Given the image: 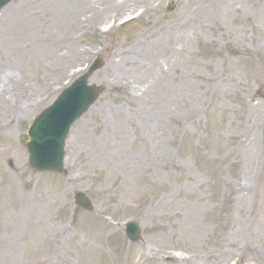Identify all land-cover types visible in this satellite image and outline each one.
Wrapping results in <instances>:
<instances>
[{"label": "rangeland", "instance_id": "rangeland-1", "mask_svg": "<svg viewBox=\"0 0 264 264\" xmlns=\"http://www.w3.org/2000/svg\"><path fill=\"white\" fill-rule=\"evenodd\" d=\"M118 1L0 7V264H185L191 251L217 264L224 248L238 252L224 264L242 253L241 264H264V0H229L218 18L189 8L179 39L185 0L142 15L131 7L152 0L116 13ZM97 56L100 95L71 129L66 173L34 171L20 137ZM148 62L169 72L154 82ZM247 176L239 203L232 183ZM131 220L142 241L126 236Z\"/></svg>", "mask_w": 264, "mask_h": 264}, {"label": "water", "instance_id": "water-1", "mask_svg": "<svg viewBox=\"0 0 264 264\" xmlns=\"http://www.w3.org/2000/svg\"><path fill=\"white\" fill-rule=\"evenodd\" d=\"M10 0H0L4 6ZM102 60H98L87 74L79 78L66 89L58 100L36 119L30 129L31 140L27 142L31 165L40 171H62L64 156V140L71 124L80 117L98 96L95 86L88 84L93 71L100 68ZM82 206H89V200L78 196ZM127 234L132 240H139L137 223L129 225Z\"/></svg>", "mask_w": 264, "mask_h": 264}, {"label": "bare ground", "instance_id": "bare-ground-1", "mask_svg": "<svg viewBox=\"0 0 264 264\" xmlns=\"http://www.w3.org/2000/svg\"><path fill=\"white\" fill-rule=\"evenodd\" d=\"M132 2H133V0H121V1H118L117 5H111V6H112V9L117 13V12H121V11H125V10L129 9L128 7H130V4ZM191 2H192L193 5L191 7H189ZM153 3H154V0H152L150 3L143 4L142 8H143L144 12L153 11L154 8H155L153 6ZM184 4H185V8H184V11H183L184 13H182L181 17H179L176 20L177 24H175L177 26L175 33H176V37L178 39L182 36L183 32H188L189 31V29H187V26H188L189 22L192 21L193 15L194 16L195 15L198 16L199 14L203 15V14H205L204 11H207V12H210V13L213 12V15L214 16L216 15V18H218V15L220 13L222 15L224 13L226 14V12L228 11L229 6H230L229 0H185ZM75 7H74V9H75ZM77 8H78L79 12H81V11L90 12L91 11V10H87L84 4L78 5ZM140 8H141V6L137 4V5L131 7V9H132L131 11H136V10H138ZM189 8H191V10H193V12H192L193 15L192 16H190ZM105 9H106V6L104 7L103 5L96 4V5L93 6V10H95L94 13H101L102 14ZM197 16H195V17H197ZM87 18H89V17L86 16V19ZM215 20H217V19H215ZM147 68H148V70H150L152 72V77H153L154 82H157V81H159V79H161L162 74H163L162 70L168 71L159 62H156L154 64V66H153V64L151 62L150 63L148 62L147 63ZM157 70H159V71H157ZM253 141H256V139H254V140H252L250 142V146L249 147H254V145H253L254 143L252 144ZM257 154H260V150L257 151ZM250 182H251V177L250 176H247L245 178H240L239 180L233 181L232 188L234 189L235 192L239 193L238 194V202L239 203L241 201L245 202V201L248 200L247 196L249 194H248L247 191L249 190ZM17 197L20 200L21 208L22 209L24 208V210L26 209V214H27V216L29 218V221L32 224H40V223H42V222H38L37 219L35 220L33 218L34 216L32 214L35 211V209H34V207L31 204L28 203L27 196L17 195ZM137 207H141L139 209L140 211H142V210H144L146 208L145 204H143V206H142V204H140V202L134 208L137 209ZM55 237L58 239L57 235H55ZM162 248L164 249L165 253H167V254L171 253L169 248H164V247H162ZM236 254H238V252H233L232 250L230 251L228 248H224L219 254V258L221 259L220 262H222V263L218 262L217 264H224L223 262L225 260L232 259V257L235 256ZM243 255H244L243 253L240 255V258H239V260L237 261L236 264H241V257H243ZM258 256L262 257L260 254ZM207 257H205V258L206 259H210L212 257V252H208ZM201 258L202 259H199V257L194 253V251H191V254L188 257H186L185 259L179 258L178 262H183L185 264H201L204 261L203 257H201Z\"/></svg>", "mask_w": 264, "mask_h": 264}]
</instances>
